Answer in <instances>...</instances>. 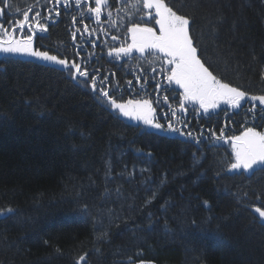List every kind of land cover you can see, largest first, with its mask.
<instances>
[{
  "label": "trees",
  "instance_id": "16d2710c",
  "mask_svg": "<svg viewBox=\"0 0 264 264\" xmlns=\"http://www.w3.org/2000/svg\"><path fill=\"white\" fill-rule=\"evenodd\" d=\"M166 2L192 18L191 34L214 75L264 94V0ZM134 3L110 0L115 26L104 15L95 23L87 12L94 0L80 7L75 0L68 7L12 0L11 8L0 7L6 27L29 7L30 21L39 11L48 31H37L35 48L77 62L118 102L151 100L166 126L169 105L178 107L183 97L154 87L161 75L148 61L141 64L150 56L108 55L127 45L123 33L145 13ZM84 24L95 31L83 32ZM102 101L65 68L0 58V213L13 209L0 215V264H264V227L252 211L264 206V173L227 171L232 152L212 136L264 130L259 104L255 115L251 103L207 115L185 105L188 112H177L171 123L178 127L182 118V130L199 138L195 144L171 131L142 130Z\"/></svg>",
  "mask_w": 264,
  "mask_h": 264
},
{
  "label": "snow or ice",
  "instance_id": "6c2138e0",
  "mask_svg": "<svg viewBox=\"0 0 264 264\" xmlns=\"http://www.w3.org/2000/svg\"><path fill=\"white\" fill-rule=\"evenodd\" d=\"M61 2H63L65 7H68L70 0H55L56 4H60ZM122 2L123 0H121ZM0 3H5L8 8L12 7V0H0ZM83 3L84 0H75L76 7H80ZM133 8L137 12L141 9H147L148 11L143 13L140 19L143 20L146 16L155 25L159 26L158 29L146 25L141 26L140 23L132 22L131 27L126 29L127 33L130 34L131 43L126 46L122 44L112 49L108 55L120 58L122 56L129 57L132 53L136 52L145 59L149 56H155L162 65L160 71L167 73V83L169 85L174 84L183 89V101L179 103L178 107L172 108L169 105L171 116H168L167 113L165 114V118L169 120L166 126L156 119V109L153 107L151 100L129 99L126 102H118L114 95L109 94L107 88L103 86L98 87L97 78L95 76L89 78L87 69L82 68L77 62H70L64 58H58L57 55H51L48 51L35 48L34 37L37 31L40 33L47 32L48 25L40 22L41 14L39 11L34 13L33 19L30 21L29 13L32 11L31 7L27 11H23L22 18L16 19L14 25L10 27L5 26L3 22L5 8L0 7V53L30 56L61 66L68 70L71 79L75 80L78 84L82 83L85 87H89L93 92H96L98 101L102 97V102L107 103L110 106V110H117L118 114L136 121H142L143 124L155 129L163 130L167 127V130L173 133L190 137L195 144H199L200 140L197 136H193L192 132L185 133L182 130L184 127H187L182 118L177 119L178 127H174L171 123V119L176 117L177 112L185 114L188 112V109L185 107L187 103L198 105L199 109L205 114L220 109L221 104L226 106V108L221 109L225 113L228 108L232 109L233 112H238L251 103L252 106L248 108V112L255 115L257 114L256 104L252 102H258L261 109L264 110V94H250L240 87L224 82L217 75H214L213 71L209 70L211 64L206 66L208 61L204 59V51L206 50L202 51L200 49L199 38L191 34L190 26L193 24V21L190 16L182 12L178 13L177 10H174V7L169 6L166 0H135ZM105 9L108 10L105 12ZM120 10L116 9V11ZM17 11L19 12L20 10L17 9ZM87 12L91 14V17H94L95 23H101L102 15H106L107 20L113 26L116 24V21L113 20L110 0H94V6L88 7ZM54 14L57 17L60 16L59 11H55ZM45 19L51 20L52 15L49 14ZM12 20L13 17H9V21ZM72 22L75 23V18H73ZM17 27L20 30L19 33H17ZM25 28L28 29L27 35L24 34ZM80 31L81 29L77 28L72 33L73 40H75L77 32ZM93 31L95 30H89L87 24L83 25V32L91 35ZM117 38L115 35L112 36L113 40ZM163 65H168L169 67L165 69ZM152 71L155 72L156 69L153 68ZM77 77L84 79L77 80ZM136 79L139 81L140 77L137 76ZM127 83L129 86L132 85V81H128ZM154 87L158 89L160 87L159 82ZM163 101L167 103L168 96H163ZM200 135H203V132ZM212 136L217 141L224 140L225 142H230L234 160L227 166V171H242L252 175H255L257 172L264 173V130H257L255 126H249L245 127L241 134L226 138L221 129L219 135L213 132ZM252 211L258 214L256 219L264 227V206H255L252 208ZM5 213L12 214L13 209L7 208L0 215ZM214 239L222 241L223 236L222 234H216ZM84 260V256L79 258V261Z\"/></svg>",
  "mask_w": 264,
  "mask_h": 264
},
{
  "label": "rangeland",
  "instance_id": "374dc122",
  "mask_svg": "<svg viewBox=\"0 0 264 264\" xmlns=\"http://www.w3.org/2000/svg\"><path fill=\"white\" fill-rule=\"evenodd\" d=\"M147 11H148V10L145 9V12H147ZM104 16H106V15H104ZM138 23H141V24H142L141 26L146 25V26H148V27H154V28H156V29H158V27H159L158 25H155L154 22H153L152 20H149L146 16L144 17L143 20H140V22H138ZM123 26H124V25H123ZM123 35H124L123 39H124L125 41H127V44H128V43H131V37H130V35H129L127 32H124ZM135 55L140 56L139 53L134 52V53H132V55L129 56V57H123V56H122V57H120V58H118V59H120V60H122V59H128V58H132V56H135ZM146 55H147V54H146ZM3 57H9V58H15V59L29 60V61H34V62H37V63H41V64H45V65H49V66H54V67H58V68H63V67H61V66L54 65V64H51V63H49V62L41 61V60H38L37 58L30 57V56L0 53V58H3ZM138 58H139V57H138ZM141 58H142V57H141ZM150 58H151V60H150V59H147V60H143V61H141V59L139 58V59H140L139 61H141V64H143L142 62H144V63L147 64V61H148L147 66H148V68H150V71H152L153 68H155V69H156V68H160V69H161L162 65H161L160 61L157 60V59L155 58V56H150ZM163 67L166 69V68L169 67V66H168V65H163ZM156 71H157V69H156ZM156 71H155V72H156ZM159 71H160V70H159ZM152 72H153V71H152ZM159 74H160L161 77H162V78H159V79H158L159 84H160V87H164V86H166V87H169L170 89H171V88H174L175 90L178 91L179 96H180V97H183V89L179 88L178 86H176V85H174V84L169 85V84L167 83V79H166L167 73H166V72H163V73H162V72L160 71ZM164 88H165V87H164ZM175 96H176V95H175ZM146 99H147V98H146ZM242 103H243V102H242ZM253 103H254V102H253ZM255 103H256V102H255ZM257 103H258V102H257ZM152 104H153V107L155 108V104H154L153 102H152ZM185 105H187L188 107H191V108L196 109L197 112H198L199 114H201V115H207V114H210V113H207V114L203 113V111H202L201 109H199V106H198V105H194V104H192V103H187V104H185ZM221 108H226V106L223 105V104H221L220 109H221ZM155 109H156V108H155ZM220 109H217L215 112H217V111L220 110ZM228 109H230V108H228ZM230 110H232V109H230ZM114 111L118 114V111H117V110H114ZM211 113H213V112H211ZM118 116L121 117L123 120L127 121L128 123H132V124H134V125L140 126V127L142 128V130H146V131H154V132L166 133V134H172L170 131H166V130H164V129H163V130L155 129V128H152V127L149 126V125H145V124H143L142 121H136V120H134V119H130V118H128V117H124V116H122V115H120V114H118ZM158 118H159V114H158V110L156 109V119L158 120ZM225 144H226L227 146H229V149H230V151L232 152V148H231L230 142H225ZM232 156H233V160H234V155H233V153H232ZM241 172H242V171H241ZM230 173H240V172H230ZM244 173H246L247 175H250V173H247V172H244Z\"/></svg>",
  "mask_w": 264,
  "mask_h": 264
}]
</instances>
